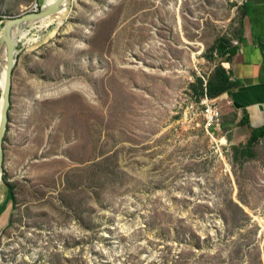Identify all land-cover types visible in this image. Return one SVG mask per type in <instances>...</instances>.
Returning a JSON list of instances; mask_svg holds the SVG:
<instances>
[{"label": "rangeland", "instance_id": "374dc122", "mask_svg": "<svg viewBox=\"0 0 264 264\" xmlns=\"http://www.w3.org/2000/svg\"><path fill=\"white\" fill-rule=\"evenodd\" d=\"M243 1L72 0L24 29L0 264H264V139L241 156L226 126L215 142L184 119ZM44 2L0 0V33Z\"/></svg>", "mask_w": 264, "mask_h": 264}, {"label": "crops", "instance_id": "0c3cea01", "mask_svg": "<svg viewBox=\"0 0 264 264\" xmlns=\"http://www.w3.org/2000/svg\"><path fill=\"white\" fill-rule=\"evenodd\" d=\"M241 10L235 42L237 45L231 47L234 55L227 63L230 80L238 83V87L217 97L218 100L225 101L222 106L220 130L215 132L228 140L221 133L222 125L226 126V131L231 132L232 145L235 146L245 145L253 128L264 130V4L249 2ZM226 100L230 105L225 103ZM229 116H232V123L228 120ZM242 120H245V125H237Z\"/></svg>", "mask_w": 264, "mask_h": 264}, {"label": "trees", "instance_id": "16d2710c", "mask_svg": "<svg viewBox=\"0 0 264 264\" xmlns=\"http://www.w3.org/2000/svg\"><path fill=\"white\" fill-rule=\"evenodd\" d=\"M249 2H254L255 4H260V3L264 4V0H244V2L241 5V9L244 8V6L248 4ZM214 52L217 55V57L225 60L226 63H229L230 58L233 57L234 55V51L230 49L229 42L224 41V40H221L215 46ZM194 84L195 86L198 87L196 90H194L196 91L198 98H200L201 96L205 94L208 98H211V99L217 98L224 93H229L232 89H235L236 87H238V83H235L230 80L229 74L227 75L225 73L224 69L221 67L220 64L214 67V70L211 72L209 77L205 80V83H203L200 79H195ZM233 123L235 124V122ZM245 123H246L245 120H242L237 125L241 126V125H245ZM261 138L262 139L264 138V130L260 128L258 129L253 128L251 137L248 140V142L245 145L233 146V150L237 155L248 156L252 158L254 155L253 148L260 141ZM6 198H7V201L1 208V214L3 215L6 214L7 207L9 203L13 201V198H14L11 189L7 190ZM7 218L8 217L2 218L0 227L6 224Z\"/></svg>", "mask_w": 264, "mask_h": 264}, {"label": "water", "instance_id": "95a60500", "mask_svg": "<svg viewBox=\"0 0 264 264\" xmlns=\"http://www.w3.org/2000/svg\"><path fill=\"white\" fill-rule=\"evenodd\" d=\"M66 0H56L51 6L48 8H44V4L42 5L39 11L31 12L19 16L17 18L8 19L4 26V40L3 43L8 44V61H7V71H6V87L3 92V114L2 120L0 123V170L2 167L3 161V146H4V137L7 130L8 125V115H9V108L11 105V90H12V80H13V72L14 67L16 64V56H17V44L15 43V35L12 32V27L16 24L24 25L25 23H33V22H40L48 17L54 15L62 8L63 4ZM69 3L72 4V0H67ZM3 174V173H2Z\"/></svg>", "mask_w": 264, "mask_h": 264}, {"label": "built area", "instance_id": "2783aa9c", "mask_svg": "<svg viewBox=\"0 0 264 264\" xmlns=\"http://www.w3.org/2000/svg\"><path fill=\"white\" fill-rule=\"evenodd\" d=\"M237 43H234L233 46H236ZM220 64L224 69L225 73L228 75L230 69L227 63ZM223 102H222V101ZM218 100L217 98H208L205 94L195 100L192 104L188 106L184 114V119L188 120L189 123L204 131L211 140L215 142L220 138H214L216 135L215 132L220 130V123L222 118V106L224 104V99ZM227 105H230V102L226 100ZM227 145V144H226Z\"/></svg>", "mask_w": 264, "mask_h": 264}, {"label": "bare ground", "instance_id": "6f19581e", "mask_svg": "<svg viewBox=\"0 0 264 264\" xmlns=\"http://www.w3.org/2000/svg\"><path fill=\"white\" fill-rule=\"evenodd\" d=\"M55 1L56 0H53L52 4ZM48 7H49L48 2H46L44 8H48ZM71 9H72V4L66 0L65 3L63 4L62 8L60 9V11H58L57 13H55L54 15L48 17L47 19H45L43 21L33 22V23H25L24 25L23 24L22 25H20V24L14 25L12 27L13 28L12 32L15 35V43H16L18 37L20 36V34L28 26H32V28H36L33 26H37L38 29H43V28H46L49 25L54 24V23H56V24L63 23L68 18V16L70 15ZM3 30L0 33V90H1V95H2V96H0V123L2 120V114H3V105H4L3 92H4L5 87H6V71H7V61H8V44H7V42L3 43V40H4ZM2 77H4L3 81H2ZM2 173H3V168L1 167V170H0V187L2 185V175H3Z\"/></svg>", "mask_w": 264, "mask_h": 264}]
</instances>
